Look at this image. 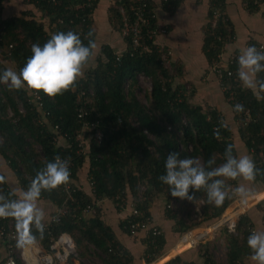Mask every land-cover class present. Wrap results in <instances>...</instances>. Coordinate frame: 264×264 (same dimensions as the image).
I'll list each match as a JSON object with an SVG mask.
<instances>
[{
    "label": "trees",
    "instance_id": "16d2710c",
    "mask_svg": "<svg viewBox=\"0 0 264 264\" xmlns=\"http://www.w3.org/2000/svg\"><path fill=\"white\" fill-rule=\"evenodd\" d=\"M5 1L8 0H0V25L4 26L0 46L3 57L14 62L15 71H19L31 56L33 43L43 45L57 31L74 30L80 33L83 29L84 35L91 31V37L86 38L80 33L81 38L85 44L89 39L96 42L93 17L100 0H25L41 13V20L31 9L22 11L20 15L5 17ZM182 1L148 0L147 22L139 23L141 45L134 46L131 33L124 37L125 47L122 50L107 42L102 44L96 66L62 94L48 96L42 90L30 88L40 95L42 109L32 102L29 87L12 89L7 84H0V161L7 162L6 167L14 173L23 190L29 186L37 171L55 156L69 157L73 161L68 181L75 189L73 199L65 203L64 185L42 190L38 199L63 207L64 214L59 220L45 222L43 232L34 227L30 229V234L48 250L61 233L71 234L77 249L68 264H86L83 259L93 258L94 255L100 260L94 264H138L134 252L121 242L117 231L104 219L105 199L112 201L113 207L119 211L123 210L124 203L133 199L135 206L144 212L143 217L130 215L120 221L119 228L129 236L142 232L138 227L133 230L132 223L149 218L151 225H155L151 208L159 197L163 196L166 201L164 213L166 218L174 221L172 228L177 236L196 226L210 224L235 200L233 196L221 206H216L208 203L206 193L200 190L195 194L196 201H192L201 205V219L195 220L191 211L183 216L175 207L168 206L172 200L182 199L171 196L168 186L159 180L169 152H179L182 158L199 157L202 162L215 155L217 162L213 166H218L223 161L227 144L234 146V155H239L240 150L231 120L225 119L216 108L191 101L193 85L188 80L182 81V66L173 59V53L168 55L171 49L160 46L157 37L151 34L160 26L154 11L157 2L160 6L162 3L164 9L174 12ZM245 4L248 10L258 11L264 0H245ZM140 7L141 3L137 0H110L108 19L112 29L123 32L125 17L128 24H134L137 20L135 10ZM216 13L221 16L214 26ZM234 32L224 0H210L209 20L204 26L203 52L209 69L215 65L223 66L222 75H216L225 87V98L233 108L230 119L240 122L239 143L261 170L254 181L264 186V161L259 162L264 155V72L255 74V87H247L236 74L237 57L222 62L223 51L226 44L233 41ZM249 45L259 46L252 41ZM233 53L239 55L237 50ZM165 54L171 62L168 66L163 58ZM171 65L176 74L171 73ZM4 68L7 66L0 61V69ZM138 73H144L152 81L147 105L136 96ZM82 88L87 93L92 89L94 94L89 95L88 116L80 118L77 100ZM187 89L191 92L189 95ZM237 104L243 105L242 111L235 110ZM82 119L97 125L95 129L84 131L88 140L85 152L81 151L82 142L78 139L80 130H83ZM133 119L139 127L133 124ZM96 128L103 132L101 142L94 137ZM144 129L154 136V140L144 133ZM85 165H88L90 193L79 182V172ZM0 177H3L0 180V196L17 198L19 195L12 190L1 166ZM238 183H241L240 179H226V184L232 187ZM141 188H144L143 191ZM88 205L93 210L89 215L82 211ZM250 211L240 216L238 235L227 237L228 264H246L244 257L252 255L247 245L248 235L255 230ZM7 220L8 224H16L12 217H7ZM156 227L160 230L159 234H153L150 229L142 236V256L148 263L155 261L169 247L162 227ZM197 252L202 264H222L215 259L209 244L200 243ZM18 264H21L19 260ZM164 264L198 263L176 255Z\"/></svg>",
    "mask_w": 264,
    "mask_h": 264
},
{
    "label": "clouds",
    "instance_id": "9594fccd",
    "mask_svg": "<svg viewBox=\"0 0 264 264\" xmlns=\"http://www.w3.org/2000/svg\"><path fill=\"white\" fill-rule=\"evenodd\" d=\"M85 36L91 37L92 32L89 31ZM95 47V42L91 39L85 44L77 31H57L43 45L32 44L31 56L19 71L11 68L0 69V84H7L12 89L27 86L33 90H42L48 96L62 94L83 75V69L90 61ZM237 64L236 74L239 80L252 86L253 76L264 72V51L258 50L255 45H249L240 51ZM235 110L242 111L243 105H235ZM233 147L231 144L226 145L223 161L218 166H213L217 162L215 155L201 162L199 157L182 158L179 152H169L164 161V173L159 176V180L168 186L173 197L195 202V194L204 190L208 203L216 206H221L226 199H232L233 196H238L241 203H244L249 191L239 183L235 187L226 184V179L242 178L251 182L261 170L251 156L234 155ZM70 176L69 159L57 155L37 171L22 195L15 199L0 196V218L15 219L18 247L34 242L35 238L30 234L31 228L41 232L45 228V213L37 204L42 190L65 185ZM247 245L252 250L251 259L257 264H264V231L250 232Z\"/></svg>",
    "mask_w": 264,
    "mask_h": 264
},
{
    "label": "crops",
    "instance_id": "0c3cea01",
    "mask_svg": "<svg viewBox=\"0 0 264 264\" xmlns=\"http://www.w3.org/2000/svg\"><path fill=\"white\" fill-rule=\"evenodd\" d=\"M109 4L110 0H100L99 5L94 12L93 27L94 29H96L97 34L95 42L96 47L92 55V57L96 55V60L93 64H95V62L97 63V59L99 58L100 54V49H97V40H101V38L103 40V37H105L104 40L112 45L111 41L115 39L116 42L119 38L115 33L111 32H114L115 30L112 29V26L108 19ZM224 7L228 18L232 23L235 35L232 38L233 41L229 44H226L225 46V50L223 51V55L221 57L222 62H226L231 53H233L235 50H237L240 54L241 50L249 46L250 41L257 43V45L264 46V15L262 14V12L264 11L262 10L264 9V5H262L261 9L258 11H250L246 8L245 0H224ZM209 9L210 0H183L174 12H170V10L164 9L162 7V3L160 6L157 2L156 9L154 10L156 13L155 15L159 19L160 26H166L164 28L167 29V33L165 35L159 36L161 38L157 37V40L161 39V45L168 46L170 49H172L174 54L173 56L177 58L175 61H177L182 66V81L188 80L191 85H193V95L191 101L201 104L205 107L211 106L213 108H216L221 112L225 119L229 120L231 117H233V108L225 98V87L222 85V82L218 78V76L214 74L211 69H209L206 55L203 52L204 26H206L209 20ZM106 30L109 34V37L102 36L104 33L102 31ZM121 41L122 44L119 45L118 48L124 49V40L122 39ZM97 50H99L98 53H96ZM91 59L88 63L91 62ZM91 67L94 66L91 65ZM252 79V87H255L256 75H254ZM240 150L239 153H241ZM247 153V149L243 148V155ZM1 165L2 167H6L5 162L2 160L0 162V166ZM87 166L88 165H85L82 171L79 172V182L80 185H82V187L90 193L87 178ZM2 167L1 171H3L7 175V179L12 190L19 196L22 195V191L16 192V189L20 187V184L14 173L7 167L4 170L2 169ZM253 182L255 184L258 183L255 181ZM240 184L245 188L250 186V182L246 180H244ZM161 199L164 200V197L162 196L161 198L159 197L156 199L155 203L152 205L151 213L153 216L154 224L162 227L161 231L165 233L168 239L169 247L165 251H168L169 249V252L167 254H172V252H176V249L174 248L178 246V244L181 243L184 239H186V232H183L182 234H180V236H177V233L173 232L172 226L174 225V221L166 218L164 213L165 206L159 202L161 201ZM50 203L51 207L56 206L54 203ZM37 204L40 207V204L42 203L40 202V200H38ZM104 204L106 207V209L105 207H103L104 219L117 231L118 237L121 242H123L129 249L134 252L138 264H142L144 260L142 256V252L144 250V245L142 244V236L143 234L145 235V232L142 231L137 236H129L123 233L119 228V223L122 218L128 215L127 212L117 210L116 207H113L112 201H108L107 199L104 200ZM42 210L45 213L44 218H46L48 212L47 210ZM251 215L253 216V221L255 223V231H264V221L257 219L254 213H251ZM189 244H191V239H187L184 245H181L180 248L182 249ZM204 244H209L210 250L212 251L211 241L208 243L204 242ZM197 246H192L189 249L181 251L180 253H176V255H181L185 260L196 261L198 264H202V258H200V256L198 255ZM3 250L4 249L0 248V254H4ZM140 252L141 259L139 258ZM212 253L215 255L214 252ZM243 261L246 264H257L256 261H253L251 259V256L244 257Z\"/></svg>",
    "mask_w": 264,
    "mask_h": 264
},
{
    "label": "built area",
    "instance_id": "2783aa9c",
    "mask_svg": "<svg viewBox=\"0 0 264 264\" xmlns=\"http://www.w3.org/2000/svg\"><path fill=\"white\" fill-rule=\"evenodd\" d=\"M137 1L141 3V7L139 9L135 10V16H136L137 20L134 22V24H128V18L125 17L124 20H125L126 28L123 30V32H121L122 39H124V37L126 35H129L130 33L132 34L131 36H132V40H133L135 47L141 45L139 23L140 22H147V18L145 17V14L147 11L146 7L148 4V0H137ZM159 1L166 2L168 0H159ZM220 16H221L220 13L215 14V18H214V22H213L214 26L217 24V19ZM82 30L80 33L82 35H84L83 34L84 32ZM3 32H4V26L0 25V35ZM166 33H167V29L162 27V26H159L157 30H153L151 32V34L156 36V37H159L161 35H165ZM85 35H84V37H86ZM224 40H226V39L224 38ZM160 46H164V45L160 44ZM10 47H12V45H10ZM257 47L259 50H262V51L264 50L263 45H259ZM170 53L172 54V52H169L168 55ZM3 55H4L3 49L0 46V57H3ZM236 57H238V55L236 53H231V55L229 56V58H231V59H234ZM163 58H165L167 60V58H168L167 54H165L163 56ZM166 66H168L167 62H166ZM222 67H220L219 65H215L211 68V71L214 74L221 76L223 73ZM145 78L150 79V77H148L144 73H138L137 74L138 87L136 90V96H138V92L140 93V91L142 89L140 87V83ZM127 87H128V84H127ZM151 89H152V87H149L148 91L149 90L151 91ZM142 90H143V93H146L145 87H143ZM187 93L189 95L190 91L188 90ZM30 94L32 95V102H34L39 109H42L43 104H42L40 95L36 91H32ZM93 94H94V92L92 89H90L88 93L83 88L81 90H79L78 100H77V102H78V109H77L78 117L83 118V117L88 116L87 104L90 102L89 95H93ZM142 104L147 105L148 103L142 102ZM82 120L84 123L83 128H82L83 130L82 131L80 130V132L78 134V139H80L82 142V144L80 145L81 151L85 152V148L87 147L88 140H87V137L84 136V131H85V129L86 130L95 129V127L97 125L94 123L89 124L88 122H85L84 119H82ZM132 121L136 127H139V124L134 119ZM168 129H170V126H168ZM144 133L150 139L154 140V136L147 129H144ZM94 137L98 142H101V140L103 138V132L100 129L96 128ZM61 158H68L69 159L70 170H71L74 166L73 161L69 157H61ZM260 158H261V160L259 162L264 161V155L263 154L261 155ZM91 185H92V182H91ZM62 189H64V191L66 193L65 203L68 200H72L73 199V191H75V189L72 187L71 183L67 182V184H65ZM143 189L144 188H141V191H143ZM174 201H177V200H172L171 203L168 205L172 209H174ZM241 204L242 203H240L239 206H235V207L234 206L230 207V205H229L227 207V209L221 214V216L218 219L211 222L210 224L196 226V227L186 231V237L194 232L192 235L193 237L191 238V240L194 241L193 247H196L200 243L211 241V244H212L211 249H212V252H214L215 243L212 242V240H216L217 238L220 237L221 238L220 242H224V245H226V248H227V237H229L231 235L232 236L238 235V233H237V222H238L241 215L247 213L246 211H244L245 213H242L243 211L241 210V208L244 205L241 206ZM122 209H123L122 211L127 212V214H128L127 216H130V215H135L136 217H143L144 216V212L135 206V202H133V199H130L129 201H127V203H124L122 205ZM82 211L85 214L89 215L93 211L92 206L88 205L85 208H83ZM64 212L65 211H64L63 207L57 206V209H56L54 216L52 217V219L50 221H47V223L51 222L52 220H59L60 216L63 215ZM126 217H124V218H126ZM193 218L195 220L201 219V205L200 204L195 206ZM131 227L133 230L135 229V227H138L141 229V231L146 232V231H149L150 229H152L153 234H159L160 233V230H158L156 225H151L149 218H146V220L142 219L140 222L132 223ZM224 233H225V235H224ZM17 240H18V230L16 228V224H14V225L10 224V223L8 224L7 217L0 218V246H2L4 248L5 253H6L5 257L2 259L3 261L1 264H9L10 261L12 262V264H18L19 259L22 260L24 262V264H68L69 258L71 257V255L76 254V249H77L74 237L67 232L61 233L57 237V239H55V241L51 247V250L46 249L45 246L40 242V240L34 239V242L32 244L26 245L24 247H20V251L17 252V247H18L17 246ZM152 263L153 262H151V263L146 262L145 259L142 262V264H152Z\"/></svg>",
    "mask_w": 264,
    "mask_h": 264
},
{
    "label": "rangeland",
    "instance_id": "374dc122",
    "mask_svg": "<svg viewBox=\"0 0 264 264\" xmlns=\"http://www.w3.org/2000/svg\"><path fill=\"white\" fill-rule=\"evenodd\" d=\"M30 9L33 12L35 11L36 18L38 20H41L42 19L41 18V13L39 11L35 10V8H33V6L31 4H29V3H27L25 0H8V1H5L4 16L5 17H9V16H13V15H20L22 11H24V10H30ZM43 21H45V20H43ZM102 32H104L102 36H106V37L108 36L109 37V34L107 33V30L106 31H102ZM111 32L112 33H115L119 38H118V41L115 42V39H114L113 41H111L112 43L111 42L110 43L112 45H114V46L116 45V47H118L119 45L122 44V41H121L122 40L121 33L118 32V31H116V30L114 32L113 31H111ZM104 38L105 37H103V40H102V38H101V40H97L98 41L97 42V49H100L101 46H102V44L106 43V41L104 40ZM159 38H161V37H159ZM157 41H158L157 43H160L161 42V39L160 40H157ZM120 49L122 50V48H120ZM98 51L99 50H97L96 53H98ZM171 51H172V49H171ZM172 53H173V51H172ZM173 59L176 60L177 58L173 56ZM95 60H96V55H94L92 57L91 62L88 63V65H86L85 68L83 69V75H85L89 69L94 68L96 66V64H97L96 62H95V64H93ZM0 61H3V63L7 66V68H11V69L15 70V64L11 60H8V59L6 60L4 57H0ZM166 62H167L168 65H169V63H171L170 60H169V58H167ZM91 65L94 66V67H91ZM169 68L171 70V73H174L175 70H176L174 68V66H172V65L169 66ZM174 74H176V73H174ZM151 82H152L151 79H147V78H145V79H143L141 81L140 87L142 89H143V87L146 88V93H143V90L142 89H141L140 93L138 92V96L137 97H138V99L141 102H147L148 103V101H147V93L150 91V90L148 91V88L149 87H152V83ZM187 85L190 86L189 83H187ZM229 120H231V123L230 124L233 126V129H234L233 130L234 131V134H235L234 138H236V140L238 142L237 146L239 145L238 147H240V149H241V153H238V154L239 155H243V146H242V144L239 143L240 136H239V131L238 130H239V127L241 126L240 125V122L235 121V119H229ZM36 148H38V147H36ZM245 155H249V154L247 153ZM2 161H3V159H2ZM201 162H202V160H201ZM5 164H7V162H5ZM1 167H2V165H1ZM5 168L6 167H2L3 170ZM239 179L241 180V182L244 181L242 178H239ZM239 179H237V181H239ZM246 189L249 191V196L247 197L248 200L246 202H244V203L241 204V206L244 205L241 208V210L243 211L242 213H245L244 211H246L248 213V211L252 209L250 211V213H254L256 215V218L257 219H260V220L264 221V187L261 184H259V183H256L255 184L253 181H251L250 182V186L246 187ZM17 191H19V192L22 191L23 192L24 190L20 186L18 189H16V192ZM257 193H259V194H257ZM254 196H255V198H253ZM260 197H262V198H260ZM256 199H258V200H256ZM40 202L42 203V204H40V208L41 209H44L45 211L47 210V212H48V215L46 216V218H44L45 222L50 221L52 219V217L54 216L55 212H56V206L55 207H51V203L50 202L47 203V201H45V200H40ZM159 202L164 205V202H166V201L161 199V201H159ZM240 203H241L240 198L238 196H235V200L232 202V204L230 205V207L231 206H234V207L235 206H239ZM46 204H48V205H46ZM195 206H196V204H193L192 201H188L187 199H182L180 201H174V207H175V209L178 210L181 213V215H183V216H187V213L190 212V211L192 212V216H193V213L195 211ZM193 233H191L186 238L191 239L193 237L192 236ZM224 235H225V233H224ZM220 241H221V238L220 237L217 238L216 240H212V242L215 243V250H214V252H215V259H217L219 261V263L228 264V262H227V252H228V249L227 248L228 247L226 248V245H224V242H220ZM208 242H210V241H208ZM0 248L4 249L2 246H0ZM174 249H176V252L175 253L172 252V254L171 253L170 254H167L169 252V249H168V251H165L152 264H164L167 261H169L170 259L174 258L175 255H176V253H180L181 251H183V250H180L178 248V246H176ZM19 251H20V247H17V252H19ZM3 252H4V254L3 253L0 254V261L6 255L5 250H3ZM93 253H95L94 250H93ZM168 256H170V257H168ZM139 258L141 259V252L139 254ZM19 261L22 264H24V262L22 260L19 259ZM97 261L100 262L99 258L97 256H95V255H94L93 258H84L83 259V262H85L86 264H94V263H97Z\"/></svg>",
    "mask_w": 264,
    "mask_h": 264
},
{
    "label": "bare ground",
    "instance_id": "6f19581e",
    "mask_svg": "<svg viewBox=\"0 0 264 264\" xmlns=\"http://www.w3.org/2000/svg\"><path fill=\"white\" fill-rule=\"evenodd\" d=\"M255 196H256V195H255ZM255 196H254L253 198H255ZM262 197H263V196H262ZM262 197H260V198H262ZM260 198H259V199H260ZM247 200H248V199H247ZM247 200H246V201H247ZM256 200H258V199H256ZM187 239H188V238L184 239L181 243H179L178 248H179L180 250H185L186 248L188 249V248H190L191 246H193L194 241L191 240V244L187 245L186 247H184V248H182V249L180 248L181 245H184V243H185V241H186Z\"/></svg>",
    "mask_w": 264,
    "mask_h": 264
}]
</instances>
